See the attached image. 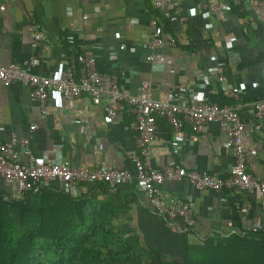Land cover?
<instances>
[{
    "label": "crops",
    "instance_id": "1",
    "mask_svg": "<svg viewBox=\"0 0 264 264\" xmlns=\"http://www.w3.org/2000/svg\"><path fill=\"white\" fill-rule=\"evenodd\" d=\"M1 6L0 66L28 63L38 75L71 70L79 76L84 57H92L105 87L116 79L123 91L138 95L147 81L151 97L158 101L181 102L193 96L218 104L222 99L224 105L237 108L244 124L246 173L264 178V133L254 130L251 110L253 103L264 102V3L248 0L216 11L206 10L197 0H172L160 10L151 0H0ZM29 15L44 31L37 46L28 29ZM162 19L169 21L167 32ZM153 33L164 43L150 50L146 45ZM149 55L152 59L147 61ZM219 75L227 88L238 92L236 99L222 95ZM105 114L103 106L86 95L66 99L50 91L41 107L27 86L0 82V144L29 136L32 157L85 169L99 165L133 172L130 156L139 149L138 133L129 126L131 116L125 111L113 118ZM225 142L217 121L197 128L184 122L176 131L158 119L146 159L156 170L179 166L225 178L233 164ZM163 182L162 190L192 204L194 229L201 237H243L255 227L264 235V195L238 188L219 193L197 190L185 180ZM52 188L58 189V184ZM0 190L5 198L16 199L15 185L0 179ZM121 193L117 196L122 201ZM128 201L114 221L118 229H133L128 218L143 227L151 221L159 227V220L142 215L136 201Z\"/></svg>",
    "mask_w": 264,
    "mask_h": 264
},
{
    "label": "built area",
    "instance_id": "2",
    "mask_svg": "<svg viewBox=\"0 0 264 264\" xmlns=\"http://www.w3.org/2000/svg\"><path fill=\"white\" fill-rule=\"evenodd\" d=\"M171 1L151 0V4L154 9L160 10ZM247 1L197 0L201 7L209 11H216L226 4L242 6ZM253 1L264 3V0ZM0 9L2 10L3 7L1 6ZM28 29L35 46L44 40V31L32 15H29ZM163 43L158 34L153 33L146 47L152 50ZM174 43L175 41H170L171 45ZM151 59V55L146 57L147 61ZM217 81L223 96L234 99L238 97L237 91L225 86L224 76L219 75ZM0 82L4 85L20 83L27 86L30 97L41 107L45 105L50 91H55L66 99H76L86 95L92 103L103 106L108 118H113L124 111L129 113L131 116L129 126L138 133L136 146L139 154L133 153L130 156L133 172L99 165L85 169L68 162L53 161L48 157H32L29 151V136L19 141L12 139L0 144V179L17 187L16 199H22L27 194L37 195L43 189L61 191L76 197L85 185L104 183L114 188L127 184L135 187L143 208L167 218L175 227L193 230L195 220L192 204L162 190L163 181L185 180L197 190L206 189L217 193L238 188L255 192L260 196L264 195V178L251 177L245 171L244 146L241 140L245 128L234 106H220L193 96L181 102L154 100L150 94L151 85L147 81L142 82L138 95H130L123 91L116 79H111L108 87H105L92 57H84L79 76H75L71 70H66L58 76L38 75L31 71V65L28 63L0 66ZM251 110L254 130L264 133V102L253 103ZM158 119L164 120L176 131L183 127L184 122L193 128L209 122H219L226 134L225 147L231 150L233 157V164L227 177L223 178L206 171H185L179 166L162 170L151 168L146 159L147 146L154 138ZM33 129L32 125L30 131ZM23 157H27L29 162H23ZM53 183L58 184V189L52 188ZM253 230L260 229L255 227Z\"/></svg>",
    "mask_w": 264,
    "mask_h": 264
},
{
    "label": "trees",
    "instance_id": "3",
    "mask_svg": "<svg viewBox=\"0 0 264 264\" xmlns=\"http://www.w3.org/2000/svg\"><path fill=\"white\" fill-rule=\"evenodd\" d=\"M168 23L163 20L164 32ZM82 188L76 197L43 189L22 199H7L0 190V264H264L259 230L243 237L203 238L194 228L175 227L143 208L132 185ZM128 199L136 201L142 215L159 220V227L153 221L143 227L128 218L133 229H118L114 221Z\"/></svg>",
    "mask_w": 264,
    "mask_h": 264
}]
</instances>
